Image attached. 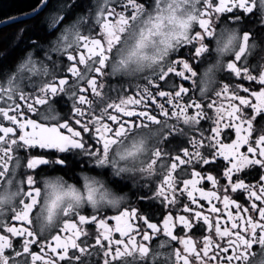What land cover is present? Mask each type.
I'll return each instance as SVG.
<instances>
[{
  "label": "snow or ice",
  "instance_id": "1",
  "mask_svg": "<svg viewBox=\"0 0 264 264\" xmlns=\"http://www.w3.org/2000/svg\"><path fill=\"white\" fill-rule=\"evenodd\" d=\"M39 4L33 6L31 14L35 23L30 29L20 30L19 40H23L27 30L34 35L23 49L19 69L0 73V119L11 125L0 127V176L7 172L13 159L20 161L13 154L24 149L38 146L59 153L76 149L81 150L77 155H86L89 162L110 161L116 166L113 154L116 146L138 144L141 148L147 146L150 158L147 168L140 167L139 171L145 173L151 169L148 175L152 179L144 183L149 194L143 210L124 211L110 217L115 221L114 228L95 211L89 217L66 209L62 224L45 236L34 226L41 203L40 186L35 174L25 173L26 185L33 190L24 188L23 181L21 199L12 210L15 220L24 227L2 226L7 235L0 234V264H91L89 258L101 253L103 264H136L137 253L142 260L149 255V247L134 239L138 227L161 231L157 223L150 222L156 201L161 209H166L161 219L163 235L168 238L159 247L163 249L171 241L182 245L179 251L169 250L166 264H233L234 261L251 264L247 260L248 250L254 245L264 250V74H257L248 64L241 67L237 63L244 60V46L225 70L229 76L246 79L259 87L251 91L245 87L239 95L235 92L226 95L230 85L224 83L215 95L218 98L223 95L229 101L226 108L223 104L205 106L192 100L185 95L188 87L172 81L173 73L176 77H197V72L184 60L169 62L159 74L145 77V85L142 88L137 85L135 99L126 93L122 97L109 82V70L126 34L157 0H96L87 19L80 17L74 22L59 13L41 19L49 0H39ZM76 6L65 5L69 9ZM255 7L254 0H218V3L203 0L198 22L202 32L182 34V39L192 45L194 57H201L207 51L203 47L205 37L214 34L213 21L221 19V14H229L235 24L243 25L247 44L256 33L248 27L249 18L244 13L254 15ZM260 7L264 8V0H260ZM223 19L227 20L228 16ZM259 27L264 30V25ZM42 52L43 59H37ZM180 64L183 71L177 70ZM29 86L32 92L26 94ZM112 92H117L115 98ZM243 93H248L250 98H244ZM200 96L205 97L202 90ZM158 98L163 100L158 103ZM61 104L67 106L63 116L58 114ZM205 108L215 109L214 120ZM30 113L35 116L28 119ZM22 115L24 122H20ZM205 119L213 121L208 133L201 124ZM44 122H54L55 126H45ZM77 124L80 130H75ZM63 130L68 135L62 134ZM82 132L89 133L90 142L95 137L91 148L81 137ZM126 158L127 154L120 156L121 161ZM24 163L27 169L34 170L49 161L28 158ZM55 163L64 161L58 159ZM125 171L121 167L117 174ZM248 177L256 182H246ZM208 184L212 190H205ZM244 193L253 201L250 207L236 203ZM213 200H222L223 207L233 208L236 214L222 213L218 205L207 210L221 217L226 214L228 219L224 223L203 214L202 202L211 204ZM133 220L142 224L134 225ZM177 223L179 233L174 234ZM88 225H94L99 233L85 230ZM185 230L187 234L181 238L179 234ZM113 232L127 237V241L113 240ZM13 237L19 239L14 241ZM142 238L149 241L151 236L145 232ZM158 255L153 256L154 264Z\"/></svg>",
  "mask_w": 264,
  "mask_h": 264
},
{
  "label": "clouds",
  "instance_id": "2",
  "mask_svg": "<svg viewBox=\"0 0 264 264\" xmlns=\"http://www.w3.org/2000/svg\"><path fill=\"white\" fill-rule=\"evenodd\" d=\"M256 15L259 17L258 34L245 44L243 25L229 22L220 23V18L213 21L214 34L212 44L203 41L205 53L209 58L197 76L196 86L204 95L215 94L221 86V76L229 63L244 46V59L249 68L257 74H264V8L260 0H254ZM203 0H157V4L145 11L142 18L138 17L134 28L126 34L122 49L112 62L110 77L128 82H136L145 77L159 74L165 69L171 58L185 44L183 35H191L192 30L201 19L200 13ZM139 148V151H137ZM117 165L111 162L97 163L91 160L89 167L96 172L79 170L75 179L59 173L51 172L39 177L41 203L34 219L35 230L42 235L54 232L64 220V212H82L85 208L92 211L117 210L128 203L131 193L152 177L148 175L151 169L141 173L140 167L147 168L148 148L131 144H121L114 149ZM127 154L124 161L121 155ZM80 159L87 158L80 155ZM50 167L55 161H49ZM126 171L117 174L119 168ZM24 162L13 159L8 163V170L0 176V217L9 214L21 199V185L25 178ZM107 170L108 175L103 173ZM119 179L129 184V190L118 191L111 183ZM51 215V220L49 216ZM42 230V231H41ZM156 253L152 252V257ZM136 264H147L145 259L135 257ZM154 264V262H152ZM157 264V262H156Z\"/></svg>",
  "mask_w": 264,
  "mask_h": 264
},
{
  "label": "flooded vegetation",
  "instance_id": "3",
  "mask_svg": "<svg viewBox=\"0 0 264 264\" xmlns=\"http://www.w3.org/2000/svg\"><path fill=\"white\" fill-rule=\"evenodd\" d=\"M70 3H75L77 6L76 7H72V8H68L65 7V5H68ZM218 3V0H217ZM96 4V0H84V2H79L78 0H49V6L47 9L44 10V12L41 14V19L47 17L50 14H56L59 13L61 15H66L69 22H74L75 20H77L80 17H83L85 19H87L90 10L95 6ZM36 7H39V0L36 2V4L34 5ZM33 12V9H31L28 12L25 13H21V14H16L13 16H10L8 18H5L3 20L0 21V29L2 28V26L4 25H13L15 26L13 29V35L9 41V43H7V45H5L3 48L4 50L0 52V73H7V72H15L16 70L19 69V64L22 63L21 61V56L23 53V49L27 46L28 43V38L30 36L29 31L27 30L24 32V36H23V40H19V34H20V30H26V29H30V26H32L35 21L32 19V17L27 18L29 14H31ZM254 15L248 14V13H244V17L249 18V24L248 27L254 29L257 31L258 34V22H259V17L256 15V11L254 8ZM223 16H228V19L225 20L223 19ZM10 19H15L17 22L15 23H10L9 20ZM225 22H229V23H233L232 17L229 14H221V19H220V23H225ZM4 23V24H3ZM5 27V26H4ZM201 31L199 29V26L197 25L193 30H192V34H195L196 32ZM204 42L208 45L212 44V39L209 37H205ZM199 46V45H196ZM16 50V54L14 57H12L11 61H7V57H9L10 53L12 51ZM44 57V53L42 52L40 57H37V59H43ZM209 58V54L208 53H203L201 55V57H194V52H193V47L191 44H184L178 51L177 53L171 58L170 62L171 63H176V61L178 60H184L185 62H188L190 64L191 67H193V70L197 72V76L200 73L201 68L203 67L204 62ZM230 62H234V57H230L229 58V63ZM241 65V67H243L246 62L245 59L242 60L241 62H237ZM177 70L178 71H183V67L182 64L177 66ZM190 77V74H187ZM172 77V81H174L176 84H179L181 87H188L189 88V92L186 93V96H191L192 100H195L197 102H201L203 103L205 106L208 103H215L216 106H219L220 104H223L224 107L226 108L229 101L227 99H225V97L222 95L221 97H216L215 94H210L207 95L205 97H201L200 93L197 89V86L195 83H193V80H197L196 78H184V77H176L175 74H171ZM221 87L223 86L224 83H229L230 85V92L226 95H231L232 92H235L237 95H239L242 91L243 88L245 87H249V90H253V88H257L258 89V85H252V82L245 80H241L239 77H234V76H229L226 72V70H224L223 75L221 76ZM109 82L110 84L120 93V95L123 97L124 94L126 93L128 96L133 97L134 99L136 98V92H137V85L139 84L140 87L142 88L146 81L144 79L136 81V82H128L126 80H119L116 78H109ZM5 85H6V81H5ZM219 90V89H218ZM217 90V91H218ZM32 92V88L29 86L28 88H26V94ZM112 96L115 98L117 95V92H112L111 93ZM244 98H250L248 96V93H243ZM163 100V98H158V103L161 102ZM189 103H191V101H189ZM238 103V101H237ZM5 107H7V104H4ZM129 107L131 108L132 106L129 105ZM193 112L195 111V109L192 110ZM205 111L207 114L211 115L213 120L215 119V109H207L205 108ZM67 112V106L61 104L59 106L58 109V114L63 116L65 113ZM35 116V113H30L28 115V119H31ZM25 117L22 115L21 116V121L20 122H24ZM37 122H40L39 118H37ZM63 122H67V121H63ZM45 126H55L54 122H44ZM73 123H75V121H73ZM201 124L203 125V131L208 133V130L211 126H213V121L212 120H202ZM262 124H264V122H262ZM2 126H11L8 121L6 120H2L0 119V127ZM29 131L31 129H28ZM75 130H80V125H76ZM94 131V130H93ZM62 134L64 135H68L66 130L62 131ZM81 137L85 138V142L88 144V147L91 148L92 147V142H94L95 137H91V142L89 140V133L88 132H82L81 133ZM234 133H233V139H234ZM98 147L100 145H97ZM246 148V146H244ZM189 148H191V146L189 145ZM244 148L241 149V151H243ZM81 151V150H76V149H71L65 153H59L54 149H40L38 146L34 149H24L20 152L14 153V157H19L20 160H22L24 162L25 159L28 158H44L47 159L48 161H56V160H63L64 163L63 164H56L54 167H50V164H46V165H42L39 166L37 169L34 170H29L26 167V164L24 163V172L25 173H33L36 175L37 180H39V177L43 174L46 173H51V172H59L62 173L66 176H68L71 179H75L77 183H79L78 178L75 176V173L79 170H87V171H91V172H96L97 170L93 167H89L90 162L88 161V158L85 159H80L79 156L77 155V153ZM103 175L107 176L108 172L107 170H105V172L103 173ZM251 181L252 183H255V179L252 177H248L246 179V182ZM24 188H27L28 190H33L31 187L26 185V177L24 178ZM112 185L118 190V191H126L129 190V184L128 183H124L121 182V180L116 179V180H112L111 181ZM222 183H224V181H222ZM144 185V184H142ZM40 186V185H39ZM199 187V186H198ZM205 190H212L211 189V185L208 184L207 187L205 188ZM149 194V188L147 185H144L143 187L138 186L136 191H133L131 193V199L128 203H126L125 205H123L121 208L117 209V210H106V211H98L95 212V214L98 217H103L105 220L109 221V227L114 228L115 227V221L114 220H110V217H113L115 215H119L124 211H137L140 212L143 210V205L148 203L147 200V196ZM197 199H199L198 193H197ZM252 200L248 199L247 193L242 194L237 200L236 203L241 204L244 207H250L252 204ZM258 203V202H257ZM212 205H218L220 207V212L222 213H226L227 211H233L234 214L235 210L233 208H229V209H225L223 207V203L222 200H213L211 202V204H209L208 201H203L201 204V211L203 214H209L213 216V219H220L221 223H224L225 221H227L228 217L225 214L223 217H221L219 214H210L208 213V208L211 207ZM193 207L195 208V205H193ZM38 210V209H37ZM162 211H166V209H161V205L159 203V201L155 202L153 211H152V219L150 222L152 223H157L158 224V228L161 229V231L159 232H152L151 229H147L146 226H144L143 228H139L137 232L135 233L134 239L139 242V243H143L145 246L149 247V255L145 258V260L147 261V264H152L153 262V257H152V252L154 251L156 254L158 255V260H157V264H166L165 261V257L167 255V253L169 252V250H171L172 252L175 251H179L182 248V245L178 244L176 241H171L169 244L166 245L165 248H160V244L163 241L168 240L167 237H164L162 229H163V220L161 219L162 216ZM94 211H92L91 209L85 208L82 213L84 214H88L89 217L91 216V214H93ZM244 215H249L248 213H244ZM258 219V216H257ZM132 223L134 225H140L142 224V221H136L133 220ZM8 225L10 227H16V228H21L24 227V224L22 222L16 221L12 211L5 215L0 217V234H6L3 233V225ZM85 230L87 231H96L97 233H99V229H95L94 225H88L85 226ZM174 234L179 233V225L177 223V226L173 229ZM148 233L151 236V239L149 241H143L142 238V233ZM187 234V230H185V233L179 234L181 238H183V236H185ZM7 235V234H6ZM60 235H65L64 233H60ZM205 235H207V232H205ZM14 241L19 239L17 237H13L12 238ZM112 239L116 240H122V241H127V237H121L120 234L118 232H113L112 234ZM51 243V241H49ZM107 245V242H104ZM123 244L120 245L121 248H123ZM113 248H115L116 246L113 244L112 245ZM227 255V254H225ZM137 256L138 253H137ZM91 264H103V259H102V253L100 256H96L93 255L90 258ZM109 259H111V257H109ZM223 259V257H222ZM247 260L251 262V264H261V261L264 260V250L261 249V247L259 245H254V247L252 249L248 250V254H247ZM213 264H215V262H213ZM233 264H236V262L234 261Z\"/></svg>",
  "mask_w": 264,
  "mask_h": 264
},
{
  "label": "trees",
  "instance_id": "4",
  "mask_svg": "<svg viewBox=\"0 0 264 264\" xmlns=\"http://www.w3.org/2000/svg\"><path fill=\"white\" fill-rule=\"evenodd\" d=\"M37 1L38 0H0V21L10 16L30 11ZM4 26L0 29V52L3 51V47L9 43L15 27L9 24ZM29 34L30 36L34 35L31 30ZM15 54L16 50L12 51L9 57L6 58L7 61H11Z\"/></svg>",
  "mask_w": 264,
  "mask_h": 264
},
{
  "label": "water",
  "instance_id": "5",
  "mask_svg": "<svg viewBox=\"0 0 264 264\" xmlns=\"http://www.w3.org/2000/svg\"><path fill=\"white\" fill-rule=\"evenodd\" d=\"M31 14H32V13H31ZM31 14H29L27 18H30V17H31ZM3 24H4V23H3Z\"/></svg>",
  "mask_w": 264,
  "mask_h": 264
},
{
  "label": "rangeland",
  "instance_id": "6",
  "mask_svg": "<svg viewBox=\"0 0 264 264\" xmlns=\"http://www.w3.org/2000/svg\"><path fill=\"white\" fill-rule=\"evenodd\" d=\"M78 1L81 2V3L84 2V0H78Z\"/></svg>",
  "mask_w": 264,
  "mask_h": 264
}]
</instances>
